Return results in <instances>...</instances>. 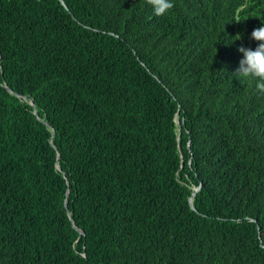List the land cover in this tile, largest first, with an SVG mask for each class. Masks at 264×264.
<instances>
[{"label":"trees","instance_id":"trees-1","mask_svg":"<svg viewBox=\"0 0 264 264\" xmlns=\"http://www.w3.org/2000/svg\"><path fill=\"white\" fill-rule=\"evenodd\" d=\"M64 2L0 0V264H264V0Z\"/></svg>","mask_w":264,"mask_h":264},{"label":"clouds","instance_id":"clouds-1","mask_svg":"<svg viewBox=\"0 0 264 264\" xmlns=\"http://www.w3.org/2000/svg\"><path fill=\"white\" fill-rule=\"evenodd\" d=\"M146 4L152 7L154 15L160 16L174 7V0H146ZM251 39L258 42L257 46L254 49L238 47L243 55L234 74L240 81L252 82L255 90L264 94V25L253 29Z\"/></svg>","mask_w":264,"mask_h":264},{"label":"water","instance_id":"water-1","mask_svg":"<svg viewBox=\"0 0 264 264\" xmlns=\"http://www.w3.org/2000/svg\"><path fill=\"white\" fill-rule=\"evenodd\" d=\"M59 1L61 2V4H63V5L66 7L64 0H59ZM7 88H8L9 91H11L9 87H7ZM29 103H30L31 105H33V112H34V114L38 117V114H37V111H36V107H35L33 101L31 100ZM38 118H39V117H38ZM39 119L43 121L42 118H39ZM175 122H176L177 125H179V123H180L178 119H177V120L175 119ZM57 168H59V166H57ZM198 188H199V186L195 188V191H197ZM194 193H195V192H194ZM194 193H192L191 196H190V198H189V202H190V205H191L192 208H193V205H192V197H193ZM65 205H67V200H65ZM80 232L83 233L82 230H80Z\"/></svg>","mask_w":264,"mask_h":264},{"label":"rangeland","instance_id":"rangeland-1","mask_svg":"<svg viewBox=\"0 0 264 264\" xmlns=\"http://www.w3.org/2000/svg\"><path fill=\"white\" fill-rule=\"evenodd\" d=\"M176 120H177V117H176Z\"/></svg>","mask_w":264,"mask_h":264}]
</instances>
